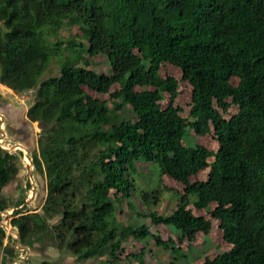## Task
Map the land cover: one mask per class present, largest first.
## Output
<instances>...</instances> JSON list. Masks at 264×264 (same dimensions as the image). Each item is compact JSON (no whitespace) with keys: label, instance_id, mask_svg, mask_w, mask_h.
<instances>
[{"label":"trees","instance_id":"obj_1","mask_svg":"<svg viewBox=\"0 0 264 264\" xmlns=\"http://www.w3.org/2000/svg\"><path fill=\"white\" fill-rule=\"evenodd\" d=\"M64 27L80 35L60 37ZM100 56L111 74L89 68ZM54 57L58 75L42 80ZM164 64L192 89L187 118L174 105L178 81L160 75ZM0 85L33 91L26 120L40 128L30 158L46 195L39 212L26 205L11 215L19 246L122 264L124 243L151 238L184 262L172 240L119 220L126 204L137 212L132 193L156 204L159 187L135 188L142 161L184 189L169 215L141 217L193 243L212 230L195 214L204 211L231 248L201 264H264V0H0ZM189 131L212 136L217 150L189 145ZM18 158L0 148V264L18 255L1 224L26 200L10 206L2 194ZM206 170V181L194 180ZM145 252L124 259L144 264Z\"/></svg>","mask_w":264,"mask_h":264},{"label":"rangeland","instance_id":"obj_2","mask_svg":"<svg viewBox=\"0 0 264 264\" xmlns=\"http://www.w3.org/2000/svg\"><path fill=\"white\" fill-rule=\"evenodd\" d=\"M60 37H69L80 35L76 29H70L64 27L59 33ZM58 58L54 57L50 67L47 72L41 77L42 80L50 76H56L59 73V62ZM92 65L89 66L90 69L97 73L111 74V67L105 56H100L93 58ZM160 75L163 78L173 77L178 83V92L179 95L174 102V105L181 108V116L187 118L190 111V102H191V87L187 82L181 80V71L174 66L169 64H164L161 66ZM87 93L93 97L107 99L108 96H98L94 93L87 91ZM33 101L32 91L26 92L23 94H17L11 91H8L0 85V119L2 124L0 127L3 129L6 142L9 143L7 147L10 152L20 150L22 153V158L18 160V166L20 167L19 173L15 180H13L7 187L3 189V196L6 198L10 206H14L15 201L19 198L25 197L27 202L28 210L31 212H39L46 195L45 192V180L41 177L35 170L33 164H27V157L30 160L32 154L37 150V139L39 136L40 128L38 123H29L26 120V112ZM167 102L163 103V106H166ZM230 113L234 114L236 109L233 108L229 110ZM226 119H229L227 114H222ZM187 141L189 145L201 144L205 146L210 151H216L217 145L212 136L199 137L193 134L191 131L188 133ZM15 147L11 149V147ZM28 153V156H27ZM25 156V158H24ZM26 159V160H25ZM212 162L213 160H209ZM23 163V165L21 164ZM139 164L136 165V170L138 171L137 177H135V188L138 187L141 189L150 188L153 190L159 187L160 192L157 198L156 204L153 206H144L140 202L139 197L132 193L131 201L134 203L137 212H130L127 210V204L123 206V213L120 215L119 220L122 223L131 224L134 227H139L142 225L148 226L150 233L153 235L159 236L163 241L172 240L175 247H178L181 250V255H186L185 261L180 260L179 257H172L169 251L164 250L161 247H157L155 242L151 238H147L144 241L137 242L131 240L123 244L124 250L123 254L136 253L145 247L146 252L144 255L143 262L144 264H201L202 260L206 257L209 259H214L217 255L227 252L230 250L229 246L222 237V232L219 229V222L213 220L209 214L204 211H196L195 214L198 216H204L212 222V230L207 235L199 233L196 235V240L193 243L184 240L179 242L180 233L174 230L171 226H153L150 224L149 218L141 217L142 214L147 215L152 212H157V214L169 215L176 208L177 204V192H182L184 187L182 184L175 182L174 180L163 176L160 177L158 169L155 163H144L138 161ZM21 164V166H20ZM208 170L202 172L198 178L194 180L206 181L207 180ZM193 180V181H194ZM26 181H29V186L25 188ZM26 193V194H25ZM215 205H211L210 210H213ZM14 207L8 209L2 213L1 223L6 229V232L11 234L10 229L12 228L9 225L11 215ZM136 213H139L136 214ZM13 234V233H12ZM16 236V235H15ZM9 243L14 249L18 252L16 259L9 264H39L40 262L46 260L51 264H78L75 262V259L68 254H62L57 251L55 248L48 247L42 252L39 253L32 252L25 248L19 246L17 240L11 236L5 240V244ZM122 255V264H138L137 262H132L130 259H124ZM183 259V258H182ZM103 260H91L85 262L84 264H101Z\"/></svg>","mask_w":264,"mask_h":264},{"label":"built area","instance_id":"obj_3","mask_svg":"<svg viewBox=\"0 0 264 264\" xmlns=\"http://www.w3.org/2000/svg\"><path fill=\"white\" fill-rule=\"evenodd\" d=\"M2 124V122H0V125ZM6 137H5V135H4V132H3V129L0 127V148L2 149V150H7V151H9V143L8 142H6V140L7 139H5ZM4 145H6V146H8V148L7 147H5ZM27 164H28V162H27Z\"/></svg>","mask_w":264,"mask_h":264},{"label":"water","instance_id":"obj_4","mask_svg":"<svg viewBox=\"0 0 264 264\" xmlns=\"http://www.w3.org/2000/svg\"><path fill=\"white\" fill-rule=\"evenodd\" d=\"M39 127V126H38ZM15 148V147H14ZM14 148H11V149H14ZM27 156H28V153H27ZM28 158V157H27ZM27 205V202L24 203V205L18 207V208H15L13 209L12 213H10L9 215H12L14 213L15 210H18V209H22L24 206ZM10 232L13 233L14 235H16V238L17 240L19 241V237H18V234H17V231L13 228L10 229Z\"/></svg>","mask_w":264,"mask_h":264},{"label":"clouds","instance_id":"obj_5","mask_svg":"<svg viewBox=\"0 0 264 264\" xmlns=\"http://www.w3.org/2000/svg\"><path fill=\"white\" fill-rule=\"evenodd\" d=\"M29 92H30V91H29ZM32 92H33V91H32ZM0 122H2V120H1V119H0ZM3 122H4V121H3ZM3 122H2V123H3ZM11 148H14V146H13V147H11ZM5 151H7V150H5ZM15 151H16V150H15ZM15 151H14V152H15ZM17 151H20V150H18V149H17ZM7 152H10V150H9V151H7ZM21 152H22V151H21ZM24 158H25V156H24ZM25 160H26V159H25ZM26 161L28 162V164H30V162H31V165L33 164V163H32V161H31V159L29 160V159L27 158V160H26ZM1 215H2V214H1ZM1 224H2V223H1ZM2 227H3V228H4V230L6 231V229H5V227L3 226V224H2ZM13 229H14V228H13ZM6 233H7V232H6ZM7 235H11L13 238H15V239L17 240V238H16V236H15L14 234H12V233H11V234H10V233L8 234V233H7ZM17 242H18V240H17ZM27 250H28V249H27Z\"/></svg>","mask_w":264,"mask_h":264},{"label":"crops","instance_id":"obj_6","mask_svg":"<svg viewBox=\"0 0 264 264\" xmlns=\"http://www.w3.org/2000/svg\"><path fill=\"white\" fill-rule=\"evenodd\" d=\"M3 87H4V86H3ZM5 89H7L8 91H11V90H9V89H8V88H6V87H5ZM11 92H12V91H11Z\"/></svg>","mask_w":264,"mask_h":264}]
</instances>
